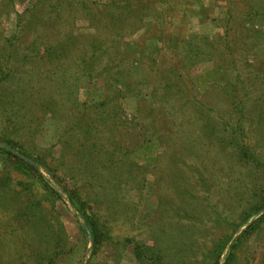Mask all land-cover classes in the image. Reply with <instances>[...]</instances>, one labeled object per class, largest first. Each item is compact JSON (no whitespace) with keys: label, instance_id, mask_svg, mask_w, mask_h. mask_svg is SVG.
Returning a JSON list of instances; mask_svg holds the SVG:
<instances>
[{"label":"rangeland","instance_id":"1","mask_svg":"<svg viewBox=\"0 0 264 264\" xmlns=\"http://www.w3.org/2000/svg\"><path fill=\"white\" fill-rule=\"evenodd\" d=\"M7 58L0 264H264V0H0Z\"/></svg>","mask_w":264,"mask_h":264},{"label":"trees","instance_id":"2","mask_svg":"<svg viewBox=\"0 0 264 264\" xmlns=\"http://www.w3.org/2000/svg\"><path fill=\"white\" fill-rule=\"evenodd\" d=\"M17 33H18L17 31L13 33V36L10 39V43L13 39H16ZM11 45H13V44L11 43ZM9 61L10 60L8 58L5 60V63L2 60H0V63L2 64V66L7 70V72L5 74V79H10L12 76V72L14 70V68L9 67V65H8ZM3 98L4 97H0V101H3ZM82 119H83V115H81L79 120H82ZM0 143L4 144L5 146L10 147V149L13 148V149L18 150L21 154L25 155V157H26V158H23V157L17 155L16 153H14L12 150L6 149V148L0 146V154L4 155L3 157H5L4 158L5 160H2V161L7 167H11L12 169L17 170V171L21 172L22 174H27L30 177L37 178L38 180L42 181L43 184L48 185V182L45 181V178L42 175V172H40V170L37 167L38 164H42L44 166L46 165L43 162V158L41 156L35 157L32 154L25 152L22 149L20 150V148L18 146V142L14 141V139L9 135L1 134L0 135ZM90 161H91L90 158L88 159V158L83 157V159H82L83 168L87 167ZM51 171H52L51 173H52V176L54 177V180L60 185V187H62L66 191L67 197L70 199L72 205H74L75 209L78 211V213L84 218V220L88 224V226L90 228V236L92 238L93 247L97 248V246L101 245L102 242L104 241V237L106 236V232H103L101 230V227L93 220L92 216L90 215L89 208L87 207V204L84 201H82V198L78 194L77 190L74 191V190L69 189L65 185L63 177L58 176L57 170H54V171L51 170ZM58 193L59 192L56 191L57 195H59ZM262 203H264V198L261 200V204ZM261 208H264V206H262ZM223 244L226 245V242H223ZM222 248H223V246L216 249V252H218V254H222V252H223Z\"/></svg>","mask_w":264,"mask_h":264},{"label":"water","instance_id":"3","mask_svg":"<svg viewBox=\"0 0 264 264\" xmlns=\"http://www.w3.org/2000/svg\"><path fill=\"white\" fill-rule=\"evenodd\" d=\"M86 230L88 231V233L90 234V230L86 227ZM92 239V238H91Z\"/></svg>","mask_w":264,"mask_h":264}]
</instances>
